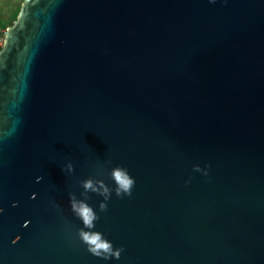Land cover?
Instances as JSON below:
<instances>
[{"label":"water","instance_id":"water-1","mask_svg":"<svg viewBox=\"0 0 264 264\" xmlns=\"http://www.w3.org/2000/svg\"><path fill=\"white\" fill-rule=\"evenodd\" d=\"M117 165L132 196L88 199L124 249L106 261L70 195ZM0 264H264V0H24L0 50Z\"/></svg>","mask_w":264,"mask_h":264},{"label":"clouds","instance_id":"clouds-1","mask_svg":"<svg viewBox=\"0 0 264 264\" xmlns=\"http://www.w3.org/2000/svg\"><path fill=\"white\" fill-rule=\"evenodd\" d=\"M218 0H208L210 4H216ZM227 3L228 0H223ZM208 167L201 168L199 165L194 166V171L200 172L202 175H208ZM62 171L66 175L74 174L75 166L69 160L62 166ZM112 187H100L99 181L94 177H88L80 181L82 189L80 196L75 193L70 195V205L74 215L81 221L84 226L79 232L80 241L86 246L89 253L98 258L109 260H118L124 251L122 247L118 248L108 240L102 232L96 231L95 224L99 219L97 211L88 203L90 194L103 196L101 210L107 209V201L111 199L113 192L120 198L131 197L136 184V179L131 175L129 170L117 165L111 169ZM42 179V177H41ZM186 181V183H189Z\"/></svg>","mask_w":264,"mask_h":264},{"label":"rangeland","instance_id":"rangeland-1","mask_svg":"<svg viewBox=\"0 0 264 264\" xmlns=\"http://www.w3.org/2000/svg\"><path fill=\"white\" fill-rule=\"evenodd\" d=\"M24 0H0V29L6 31L16 21Z\"/></svg>","mask_w":264,"mask_h":264},{"label":"built area","instance_id":"built-area-1","mask_svg":"<svg viewBox=\"0 0 264 264\" xmlns=\"http://www.w3.org/2000/svg\"><path fill=\"white\" fill-rule=\"evenodd\" d=\"M5 32L6 31L0 29V49L2 48L3 45Z\"/></svg>","mask_w":264,"mask_h":264},{"label":"trees","instance_id":"trees-1","mask_svg":"<svg viewBox=\"0 0 264 264\" xmlns=\"http://www.w3.org/2000/svg\"><path fill=\"white\" fill-rule=\"evenodd\" d=\"M17 16V15H16ZM1 50V49H0Z\"/></svg>","mask_w":264,"mask_h":264}]
</instances>
